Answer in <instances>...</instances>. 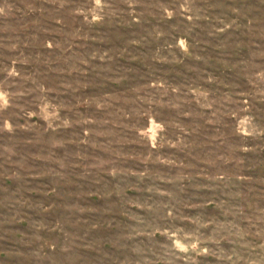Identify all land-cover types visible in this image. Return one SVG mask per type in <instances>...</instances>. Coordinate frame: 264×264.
Returning <instances> with one entry per match:
<instances>
[{
  "label": "rangeland",
  "instance_id": "1",
  "mask_svg": "<svg viewBox=\"0 0 264 264\" xmlns=\"http://www.w3.org/2000/svg\"><path fill=\"white\" fill-rule=\"evenodd\" d=\"M0 264H264V0H0Z\"/></svg>",
  "mask_w": 264,
  "mask_h": 264
}]
</instances>
